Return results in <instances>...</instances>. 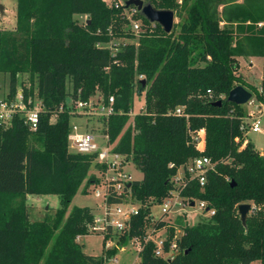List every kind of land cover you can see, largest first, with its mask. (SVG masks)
I'll return each instance as SVG.
<instances>
[{
    "label": "trees",
    "instance_id": "obj_1",
    "mask_svg": "<svg viewBox=\"0 0 264 264\" xmlns=\"http://www.w3.org/2000/svg\"><path fill=\"white\" fill-rule=\"evenodd\" d=\"M107 1L17 0L15 29L0 30L8 97L17 95L19 76L26 75L24 98L41 105L36 131L18 116L8 125L0 122V264H105L116 254L105 250V239L101 255L85 254L77 238L92 235L93 211H69L82 187L87 194L99 185L92 168L104 167L97 154L70 151L71 119L81 115L67 100L107 104L110 97L117 113L103 118V134L114 153L143 173L127 190L139 214L122 244L136 236L143 241L149 228H167L170 253L175 227L151 222V202L161 204L175 189L172 179L194 159L212 162L205 186L188 180L181 196L206 202L215 215L180 226L174 256L157 257L155 243L143 241L139 264H264V155L241 130L244 105L228 101L243 86L264 102L240 72V58L264 57V0H144L175 12L180 21L170 34L140 13L134 17L141 31H130L128 9ZM79 15L88 16L85 24ZM136 38L116 52L108 47L114 39ZM143 93L144 112L128 126L134 98ZM178 108L182 116L175 114ZM201 131L199 148L193 136ZM29 195H56L60 208L32 221ZM108 202L121 203L122 197ZM241 204L251 205L246 226Z\"/></svg>",
    "mask_w": 264,
    "mask_h": 264
},
{
    "label": "built area",
    "instance_id": "obj_2",
    "mask_svg": "<svg viewBox=\"0 0 264 264\" xmlns=\"http://www.w3.org/2000/svg\"><path fill=\"white\" fill-rule=\"evenodd\" d=\"M123 6V4L120 5L115 3L116 8ZM128 10H131L132 17L139 13L136 7H130ZM141 29V21L135 20L134 31L140 32ZM110 47L112 48V46ZM112 49L114 52L117 51V48ZM142 78L143 77H140V79ZM258 89L260 94H264V82ZM19 98L21 100V104L19 105L21 106V109H18V106H15L8 99L0 100V122L3 124H10L13 119L18 116L24 120L32 131H36L41 105L36 103L35 106H33L31 99L27 105H24L22 95ZM114 104V97H110L107 104L93 102L92 100H77L74 102L71 112L75 115H90V110H94V112L101 117L109 118L111 115L117 113ZM245 105L247 111L243 119L244 122L241 126V130L245 135L249 132H260L262 117L264 116V102L257 99L254 93H252L251 99ZM175 114L182 116L183 108H178ZM98 138L100 137L91 130L89 131L88 128L84 132H81L79 126L74 125L71 127L69 134V147L72 148L75 153L85 155L97 154L96 161L104 167V171L106 172L107 176L104 178V181L99 183V185H95V189L93 190L94 197L101 201L102 211L100 214L94 215V221L90 227V233L102 235L103 239H105V250L110 251L118 248V244L115 242L116 238L119 241V237H123L129 233L131 220L134 216L139 214V206L127 200L128 196L131 198L130 194L127 193V190L131 189L132 183L135 180L127 169V165L125 164L127 163L126 159L120 154L113 152V148L108 144V138L105 135L104 137L101 136L102 140L105 141V149L102 150L100 144L97 142ZM200 140L201 139L198 136L194 137L196 143L199 144ZM170 167H174V164H171ZM211 168L212 162L208 157H198L186 167L187 173L181 169L183 175L175 176L172 179L175 189L169 193L168 197L165 198L160 205L162 215L158 218L152 217L153 222L164 221L165 223H168L169 226H173L171 221L169 222L168 219H166V216L171 214L178 215L182 211L189 213L186 211V207L188 209H197L193 210L192 213L194 214L198 211L202 219H209L214 216L216 211L210 209L206 202L193 201L181 196V192L187 186L188 180L195 179L201 187H204L206 183V174ZM129 185L131 186L129 187ZM111 197H122V202L110 205L108 201ZM123 205H132L134 208L124 211ZM82 237L83 236H79L77 241L80 242ZM177 239L179 238L176 237L169 243L170 253L178 250ZM131 240L135 244L138 254L143 249V241L144 243L152 241L156 246L155 255L157 257H169L170 253L165 252V246L168 243L167 228H149L146 231L143 241L139 236H136ZM113 261L116 263L117 259L114 258Z\"/></svg>",
    "mask_w": 264,
    "mask_h": 264
},
{
    "label": "rangeland",
    "instance_id": "obj_3",
    "mask_svg": "<svg viewBox=\"0 0 264 264\" xmlns=\"http://www.w3.org/2000/svg\"><path fill=\"white\" fill-rule=\"evenodd\" d=\"M126 0H109L107 1L109 6H112L115 3L118 4H123L125 3ZM0 3L5 6L6 8V15L2 17L0 15V30L2 31H12L16 27V8H17V0H0ZM76 19L81 23L85 24V22L88 20L87 15H79L76 16ZM125 19L127 20V24L125 27L127 29H130V31H134V22L135 17L131 16V10H127L125 12ZM180 19L175 18V23L179 22ZM143 29H149L148 26L144 25ZM135 32V31H134ZM138 34L139 32H135ZM137 38L135 40L133 39H114L111 41L108 45V47L112 46V48H117L119 46H125L128 43L135 42L137 43ZM111 48V47H110ZM111 48V49H112ZM113 50V49H112ZM253 67L250 66V63L248 62H243L241 66V74L242 76L248 80L251 84H253L256 88H259L263 84V75H264V63L262 60H253L252 62ZM143 77V76H140ZM139 77V79H140ZM143 79V78H142ZM26 82L28 83V77L26 75H21L19 76V86H18V92L17 95L14 98L8 97L9 95V86H10V77L7 74L0 73V100L8 99L11 101L15 106H18V109H21V100L20 96L22 95L23 97V104L27 105L29 103L28 99L24 98V93H23V85L22 83ZM69 92L72 91V86L69 85L68 87ZM93 102H96V98L92 100ZM38 103V102H36ZM67 103L69 106H74L73 101L71 98H68ZM35 106V104H33ZM245 111H247L246 105H244ZM145 108V93L142 95L135 96L134 102H133V108L132 111L129 114V122L128 126L133 124L134 118L137 114L144 112ZM90 115H81V116H74L71 119V127L74 125H78L80 128L81 132H84L87 128L88 130L92 131L96 135H98L97 142L100 144L101 149H105V141L102 140L101 136L104 137L103 135V130H104V120L103 117L100 115L96 114L94 110H90ZM8 125V124H4ZM203 131L200 132L199 135H197L201 140L200 143H196V146L199 148L203 147V142H202V135ZM196 135L193 136V138ZM196 136V137H197ZM247 140H249L255 147L256 150L261 152L264 155V116L262 117V126H261V131L258 133H253L249 132L246 134ZM247 143V141H246ZM245 143V144H246ZM113 148V146L111 147ZM70 151L73 152L72 148H70ZM127 165L128 171L131 173L132 177L134 180L140 181L143 178V173L137 169L131 161H127L125 163ZM101 165V164H100ZM91 175H96L100 179V183L104 181V178H106V172L104 170L99 171L95 167L92 168ZM183 173L180 170L176 176H182ZM83 187L80 189V191L77 193V195L74 197L70 210L74 207H90L93 211L94 215H98L101 213L102 208H101V201L97 200L94 195H93V190L95 189V186H91L88 190L87 194H84L82 192ZM127 200L129 202H133L132 198L127 197ZM27 203L29 205V213H30V218L32 221H43L46 217L48 216H53L56 211L60 208V198L56 195H46V196H32L29 195L27 198ZM151 206V222H153L152 217H160L162 215V209H161V204H155L153 201ZM139 206V204L137 203ZM131 208H134L132 205H123V210L128 211ZM193 210L197 209H188L186 207V211L189 213L181 212L178 215L171 214L169 216H166L168 221H171V224L175 227V236L174 238L182 237L183 231L180 226L184 225H194L197 224L205 219H202L200 217V213L196 211L194 214L192 213ZM170 219V220H169ZM154 223V222H153ZM163 237V236H162ZM120 240L116 238L115 242L118 244V248H115L110 251H116V254L111 257H106V263L105 264H139L140 263V257L139 254L137 253V248L135 247V244L132 242V240H128V243H121L122 237H119ZM82 247L83 251L87 255H92V256H99L101 255L103 251V237L102 235L99 234H92L88 236H83L79 242ZM177 251H173L169 254V257L174 256ZM114 258L117 259V262L114 263ZM260 264V263H256Z\"/></svg>",
    "mask_w": 264,
    "mask_h": 264
},
{
    "label": "water",
    "instance_id": "obj_4",
    "mask_svg": "<svg viewBox=\"0 0 264 264\" xmlns=\"http://www.w3.org/2000/svg\"><path fill=\"white\" fill-rule=\"evenodd\" d=\"M124 7L129 9L130 7H136L142 17H144L151 24H156L162 27L166 34H170L173 31L175 24V12L172 10H158L150 2L144 0H127L124 3ZM0 15L4 17L6 15V8L0 4ZM252 93L243 86L234 88L228 97V101L236 105L243 106L251 99ZM221 105V102L216 103ZM234 185V183H232ZM131 185H129L130 187ZM251 210L250 204L239 205V214L242 224L246 226L247 217Z\"/></svg>",
    "mask_w": 264,
    "mask_h": 264
},
{
    "label": "crops",
    "instance_id": "obj_5",
    "mask_svg": "<svg viewBox=\"0 0 264 264\" xmlns=\"http://www.w3.org/2000/svg\"><path fill=\"white\" fill-rule=\"evenodd\" d=\"M258 59L262 60L263 63H264V57H253V58H248V59L240 58V65L242 66V63L243 62H248V63H250V66L253 67V64H252L253 60H258ZM263 77H264V75H263ZM244 80H245V82L247 84L254 86L253 84H251L250 82H248L247 79L244 78ZM263 82H264V80H263Z\"/></svg>",
    "mask_w": 264,
    "mask_h": 264
}]
</instances>
